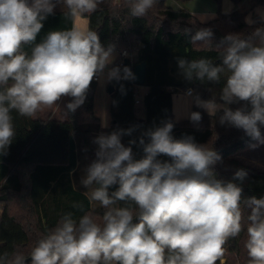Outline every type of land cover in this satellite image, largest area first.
Segmentation results:
<instances>
[{
	"label": "clouds",
	"instance_id": "9594fccd",
	"mask_svg": "<svg viewBox=\"0 0 264 264\" xmlns=\"http://www.w3.org/2000/svg\"><path fill=\"white\" fill-rule=\"evenodd\" d=\"M101 3L0 0V156L8 154L16 138L13 112L35 119L44 108L67 100L63 108L69 116L85 103L93 81L103 85L136 79L130 67L115 63L116 43H102L88 27L49 31L37 42L44 21L59 5L75 21L96 12ZM124 3L133 18H142L159 0ZM215 18L214 12L204 13L197 22ZM245 23L248 34L229 32L215 45L212 27H197L194 34L184 28L193 45L214 47L220 63L207 57L176 60L178 74L189 82L220 84L224 77L218 99H202L192 89L185 99L218 117L219 125L242 130L255 149L264 145V11L258 9L257 18L249 15ZM188 119L198 127L202 114L191 111ZM174 127L172 119H164L147 129L117 127L94 137V156L79 183L89 202L105 209L103 215H62L32 247L30 264H223L225 243L242 231L248 264H264V196H244V169L229 181L218 179L214 169L223 164L222 156L192 135L174 137ZM137 131L138 137L122 142ZM134 145L142 148L139 159ZM114 185L118 187L110 191ZM73 207L83 210L80 204ZM0 264H26V258L4 253Z\"/></svg>",
	"mask_w": 264,
	"mask_h": 264
},
{
	"label": "trees",
	"instance_id": "16d2710c",
	"mask_svg": "<svg viewBox=\"0 0 264 264\" xmlns=\"http://www.w3.org/2000/svg\"><path fill=\"white\" fill-rule=\"evenodd\" d=\"M213 1L220 6L221 0ZM230 1L236 6L243 0ZM250 1L252 7L264 6V0ZM66 11L63 4L57 7L55 15L44 21L37 42L49 31L73 27V20L63 14ZM245 15V12L237 9L223 14L218 7L217 17L202 25L189 11L174 10L165 0H159L145 17L133 18L124 0H102L96 12L82 16L88 21L87 27L98 32L102 43H116L119 55L116 64L120 62L122 52H128L132 47L136 48L137 58L133 62L130 57L126 58L121 67L128 66L134 71L138 63H146L144 87L147 90L141 103L143 118L136 115V86L132 80L113 81L110 83L113 86L109 109L111 121L105 132L132 125H141L143 130L159 125L164 119L174 121L173 91L192 88L202 99H218L224 84L223 76L220 84H211L196 80L189 82L178 74L177 57H207L220 63L214 47L193 45L189 36L184 34V28H191V34H194L197 27H212L215 45L229 32L248 34L251 29L245 23ZM252 17L255 19L257 15L253 14ZM121 84L124 86L123 92L120 90ZM95 90L93 81L85 103L74 114L65 116L64 120L29 119L12 113L16 138L8 154L0 156V255L8 253L11 256L18 252L25 258L30 257L35 243L47 230L55 227L65 213L71 212L77 219L85 212H92L97 218L103 215L105 209L98 202L90 203L85 195L87 190L79 183L83 169L94 156L92 139L101 133L100 120L94 113ZM191 111L201 112L199 126H194L190 120L174 121V137L192 135L196 142L207 144L217 152L229 147L219 153L223 164L215 167L216 177L229 181L237 169H244L248 173V179L242 186L244 196H264V170L246 165L236 158L250 149L249 144L253 143L250 138L235 145L245 137L242 130L219 125L218 117H210L195 105ZM261 132L264 135V128H261ZM139 134L137 131L132 137L125 136L122 142L127 145L129 139ZM133 153L135 158H141L142 148L134 145ZM117 187L112 186L110 191ZM74 204L82 205L83 210L73 207ZM244 215L246 217V210ZM245 240L244 231L238 237L229 239L224 245V254L237 255L242 264H248ZM234 259L225 258V264H238V258ZM26 264H30V261Z\"/></svg>",
	"mask_w": 264,
	"mask_h": 264
},
{
	"label": "rangeland",
	"instance_id": "374dc122",
	"mask_svg": "<svg viewBox=\"0 0 264 264\" xmlns=\"http://www.w3.org/2000/svg\"><path fill=\"white\" fill-rule=\"evenodd\" d=\"M176 1V0H175ZM177 2H180L183 6H185L186 10L191 12L193 15L198 17L200 14L204 13H215L217 17L218 7H220V12L223 14H227L231 12V8H235V6L231 3L230 0H221L220 6H218L213 0H177ZM239 10L246 13L245 18L249 15H257V10L264 11V6H255L252 7V3L250 0H243L241 2ZM229 11V12H228ZM211 21V20H210ZM209 22V21H208ZM78 26V25H77ZM79 27H87V21L84 22V25L81 24ZM128 57H130L131 61L133 62L137 56H136V48L132 47L130 50H128ZM130 54V55H129ZM117 55V59H118ZM96 90L94 95V113L100 120V125L104 122L108 123V127L110 126V104H111V97L108 93V88L110 86V83H104L101 85L98 82H95ZM144 89V87H143ZM64 103H66V100L61 103V105L53 106L51 108H44L42 111H40L37 114V117L35 119H42V120H49V119H56L61 120L65 118L64 114ZM172 103L174 104L176 108V118L178 121L181 120H189L188 119V113L191 112L192 105L195 104L191 102L190 98L185 99V96L183 94H180L178 91L172 92ZM187 105H191L190 109L186 112H182V108H186ZM136 111H140L141 104L135 106ZM185 115V116H184ZM101 129H104L101 127ZM237 159L241 160L244 164L259 168L261 170H264V145H260L255 149H248L238 156H236ZM232 257L234 260L237 258V263L242 264V261H240V257L235 255H227L224 254V258L222 257L223 264H225L226 260L225 258ZM219 264H221V261H219Z\"/></svg>",
	"mask_w": 264,
	"mask_h": 264
},
{
	"label": "crops",
	"instance_id": "0c3cea01",
	"mask_svg": "<svg viewBox=\"0 0 264 264\" xmlns=\"http://www.w3.org/2000/svg\"><path fill=\"white\" fill-rule=\"evenodd\" d=\"M166 1V4L169 6V7H171L172 9H175V10H178V9H181V10H186L185 8V6H183L180 2H177V0L175 1V0H165ZM238 5H242L241 3L240 4H238ZM238 5H236L235 6V8H231V11H233V10H235V9H237V10H239V8H240V6L239 7H237ZM178 6V7H177ZM187 11V10H186ZM240 11V10H239ZM229 12V11H228ZM191 13V12H190ZM230 13V12H229ZM228 14V13H227ZM86 21H87V19L86 18H84V17H78V18H76L75 19V21H73V25H78V26H81V24H83L84 25V22L86 23ZM88 22V21H87ZM192 89V88H191ZM144 90L146 91L147 90V88H145L144 87ZM183 90H178V92L180 93V94H183L184 96H185V94L182 92ZM193 106V105H192ZM190 107H191V105H187L186 106V108H182V112H187L189 109H190ZM142 108V107H141ZM191 109H192V107H191ZM172 114H173V117H174V121L175 122H180V121H178V119L176 118V108H175V106H174V104L172 103ZM136 115L139 117V118H143V108L140 110V111H136ZM185 116V115H184ZM61 120H64V119H61ZM181 121H185V120H181ZM101 126V125H100ZM109 128V127H108ZM108 128H104V129H101V132H105Z\"/></svg>",
	"mask_w": 264,
	"mask_h": 264
},
{
	"label": "water",
	"instance_id": "95a60500",
	"mask_svg": "<svg viewBox=\"0 0 264 264\" xmlns=\"http://www.w3.org/2000/svg\"><path fill=\"white\" fill-rule=\"evenodd\" d=\"M133 73L135 74L136 76V79L135 80H132L133 83L136 85V86H140V87H144V84H145V78H146V63L145 62H141V63H138L135 67H134V71ZM108 93L109 95H111L113 93V86H109L108 88ZM261 128H264V126H262ZM249 138L248 137H244L243 139L237 141L235 143V145H238V144H242L243 142H245L246 140H248ZM231 147V146H230ZM229 147L227 148H224L223 150H220L218 153H222L224 151H226ZM137 222L135 219L133 221V223ZM30 261V257L26 258V262Z\"/></svg>",
	"mask_w": 264,
	"mask_h": 264
},
{
	"label": "built area",
	"instance_id": "2783aa9c",
	"mask_svg": "<svg viewBox=\"0 0 264 264\" xmlns=\"http://www.w3.org/2000/svg\"><path fill=\"white\" fill-rule=\"evenodd\" d=\"M124 52H126V51H123L122 52V54H121V60L118 63V65H120V66H122L126 62V58H128V52H127V56L123 55ZM94 82H96V81H94ZM132 83H133V81H132ZM189 89H191V88H187V89L183 90L182 92L184 94H186L187 90H189ZM145 95H146V91L143 89V87L136 86V90H135V93H134V101H135V104L136 105H140L142 103V99H143V97Z\"/></svg>",
	"mask_w": 264,
	"mask_h": 264
}]
</instances>
